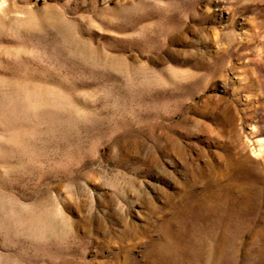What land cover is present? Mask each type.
Returning a JSON list of instances; mask_svg holds the SVG:
<instances>
[{
  "label": "rangeland",
  "instance_id": "374dc122",
  "mask_svg": "<svg viewBox=\"0 0 264 264\" xmlns=\"http://www.w3.org/2000/svg\"><path fill=\"white\" fill-rule=\"evenodd\" d=\"M0 264H264V0H0Z\"/></svg>",
  "mask_w": 264,
  "mask_h": 264
}]
</instances>
